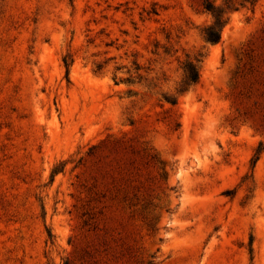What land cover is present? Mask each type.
<instances>
[{"label":"rangeland","instance_id":"1","mask_svg":"<svg viewBox=\"0 0 264 264\" xmlns=\"http://www.w3.org/2000/svg\"><path fill=\"white\" fill-rule=\"evenodd\" d=\"M202 1L0 0V264H264V0Z\"/></svg>","mask_w":264,"mask_h":264},{"label":"trees","instance_id":"2","mask_svg":"<svg viewBox=\"0 0 264 264\" xmlns=\"http://www.w3.org/2000/svg\"><path fill=\"white\" fill-rule=\"evenodd\" d=\"M258 0H221L219 4H213L209 0H203L201 5L202 8L210 13L211 21L208 25L203 28V37L209 42H218L221 38V33L228 22L229 14L233 11L238 10L241 7L247 5L253 7ZM200 54L197 55V57ZM186 60L183 64V78L180 82L178 92L186 91L189 86L196 83L199 79V66L197 62L199 59ZM171 103H175V100L168 99Z\"/></svg>","mask_w":264,"mask_h":264}]
</instances>
